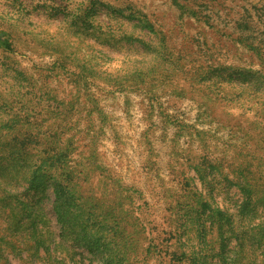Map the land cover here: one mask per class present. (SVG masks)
Here are the masks:
<instances>
[{
	"label": "rangeland",
	"instance_id": "rangeland-1",
	"mask_svg": "<svg viewBox=\"0 0 264 264\" xmlns=\"http://www.w3.org/2000/svg\"><path fill=\"white\" fill-rule=\"evenodd\" d=\"M0 264H264V0H0Z\"/></svg>",
	"mask_w": 264,
	"mask_h": 264
}]
</instances>
